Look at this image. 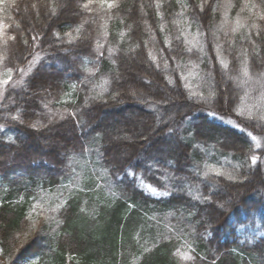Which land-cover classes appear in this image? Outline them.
<instances>
[{"label":"trees","instance_id":"1","mask_svg":"<svg viewBox=\"0 0 264 264\" xmlns=\"http://www.w3.org/2000/svg\"><path fill=\"white\" fill-rule=\"evenodd\" d=\"M115 3L0 4V264H264V0Z\"/></svg>","mask_w":264,"mask_h":264},{"label":"snow or ice","instance_id":"2","mask_svg":"<svg viewBox=\"0 0 264 264\" xmlns=\"http://www.w3.org/2000/svg\"><path fill=\"white\" fill-rule=\"evenodd\" d=\"M4 2H5V0H0V4H2ZM105 2H107V7L108 8H113V7H116L117 6L116 3H115V0H101V4H104ZM83 7L88 8V4L83 5ZM158 7H159V5H158ZM229 8H231V4L230 3L225 6V12H224L225 21L224 22H227V16H228L227 10ZM201 10H203V4L201 5ZM242 10H243V8H242ZM157 14L160 15L159 12ZM258 18L261 19V20H264V14H258ZM235 25L236 26L232 28V31L233 32H236L240 27L243 26V24H242V22H241V20L239 18V15L237 16V18L235 20ZM221 26H223V25H221ZM251 27L258 29L259 26L257 24H255V23H253ZM78 31H79V29H77V32ZM259 34H260V32L258 30L257 31V35H259ZM66 35L71 36V33H67ZM13 39H14V37H13ZM73 39H74V37H73ZM152 58L155 59V57H152ZM220 62H221V64H222L223 67H225V68L227 67V62L226 61L221 60ZM9 71H11V70H9ZM20 71L23 73L24 70L21 69ZM241 72H242V74L245 77H248L249 76L247 61L244 62L243 66H242V69H241ZM11 79H12V77L10 75L6 79H0V85H7V84H9V82L11 81ZM106 83H107V81H106ZM210 95L211 96H214L215 94L214 93H210ZM200 98L201 99H205L202 94H201ZM243 99L244 98H242V100ZM248 113H249V118H251V108H248ZM211 114L212 115H215V113H211ZM238 115H244V109H241L239 111ZM14 119H15V117H14ZM33 126L35 127V125H33ZM253 139H255V137H253ZM251 159H252V163L254 164L256 162V160H257V157L256 156H253ZM132 174L134 175V173H132ZM217 174H220V173H217ZM141 182H143V180H141ZM146 186L149 187L150 190L155 191V189L152 188L151 185H146ZM33 227H35V224H33ZM184 258L185 259H190L191 257L190 256H185Z\"/></svg>","mask_w":264,"mask_h":264},{"label":"rangeland","instance_id":"3","mask_svg":"<svg viewBox=\"0 0 264 264\" xmlns=\"http://www.w3.org/2000/svg\"><path fill=\"white\" fill-rule=\"evenodd\" d=\"M193 40V42H191L192 46L194 47V49H198L199 46V41ZM0 79H4V78H0ZM4 87L5 85H0V99L3 96V92H4ZM81 163V162H80ZM28 264H33V263H28Z\"/></svg>","mask_w":264,"mask_h":264}]
</instances>
